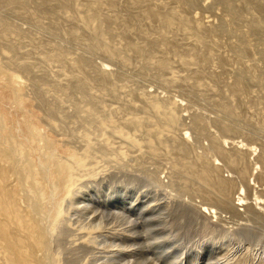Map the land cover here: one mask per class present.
I'll return each instance as SVG.
<instances>
[{
    "label": "bare ground",
    "instance_id": "bare-ground-1",
    "mask_svg": "<svg viewBox=\"0 0 264 264\" xmlns=\"http://www.w3.org/2000/svg\"><path fill=\"white\" fill-rule=\"evenodd\" d=\"M69 1L45 0L35 4L34 0H0V11L7 10L5 18H0V55L10 53V60L14 64L10 71L5 72L2 67L0 71L6 73L11 82L16 80L27 87L24 93L20 91L18 95L34 100L36 108L45 116L43 119L47 127L55 135L65 136L61 143L72 148L73 154L69 158L51 161L52 168L63 179L67 189L66 196L72 195L73 184L80 171L90 173L93 170L90 165L98 162V159L107 158L105 156L108 150L113 148H109L110 136H105L103 140L99 136L102 129L109 127L113 134L129 145L146 147L148 152L153 153L164 148L172 158L167 176L170 180L169 187L200 197L202 214L219 219L224 216L223 213H230L235 219L249 216L251 220L253 216L255 222L264 220L261 217H264V200L259 191L254 193L253 198L248 196V192L256 190L252 185L255 179L264 180V142L259 139L260 143L256 145L253 140V145L252 141L229 143L224 140L225 132L234 131L228 117L232 116L231 112L237 107L254 109L260 114L257 119L260 129L264 127V107L260 108L264 102V54L262 53L263 57H258L261 52L234 53L239 55L236 59L240 68L236 71H232L231 67L222 72L216 71V64L223 65L227 61L219 55L214 58L204 56L210 55L220 42L212 40L211 33H208L210 31L206 30L210 29L206 25L208 23L205 24L199 18L201 14L194 12L198 5L196 0H188L181 8H173L170 12L165 0H109L105 2L112 8L108 12L102 9L99 0ZM238 1L242 5L238 6ZM72 2L76 6L73 11ZM263 2L264 0H225L223 3L221 0L233 18L243 21L242 28H249L255 35L251 37L253 43L249 44L262 48ZM258 3L261 7L256 6ZM60 14L69 20L76 19L81 25L77 28L69 27L67 35L81 41L87 49H99L105 58L86 70H80L81 58L72 59L74 65L69 73L64 61L70 55V49L62 48L60 38L42 37L29 26V18H26V15L38 19L42 15L47 16L49 21L45 25L54 30ZM176 19L184 27L183 31L195 32L202 39L203 45L201 49L180 47L173 53L178 58L176 62L190 71L185 79L193 77L199 80L203 79V75L206 79V69H209L211 72L207 79L215 82L216 88L223 82L222 88L232 100L221 101V111L217 116L210 117L199 112L182 114L187 103H183L182 99L173 101L170 108L169 98L154 91L141 93L139 104L136 105L120 91L119 83L123 79L121 70L129 65L130 58L135 60L134 57L137 56L143 64L160 69L167 68L173 62V58L168 57L170 53L167 49L158 48L160 39L153 38L152 35L158 32L163 35L173 33ZM38 24L43 26L40 21ZM214 26L212 22L211 27L215 28ZM26 40L31 49L24 52L23 44ZM178 46L175 45L172 51ZM36 50L43 53L48 62L47 68H41L30 60ZM243 58H247V61ZM54 64H59L62 74L49 71V67ZM117 64L121 66L118 67ZM192 66H197V69L192 70ZM230 79L233 81L229 82ZM86 82H91L90 88L95 92L88 93L84 90ZM106 97L122 103L115 109ZM67 104L72 105L75 112L66 109ZM140 108H145L156 116L146 112L140 115ZM80 111L85 116L79 115ZM225 115L228 116L227 122L222 119ZM189 117L192 124L187 126L192 131L184 127L185 134L181 133L180 126L185 125V119ZM80 123L84 124L83 130L77 132ZM209 126L224 132L219 140L216 133L210 132ZM238 130L243 134H240L243 136L240 138L249 140L252 136L250 132ZM104 132L110 133L108 130ZM11 137V140H7L0 136V264H59L62 251L60 242L55 238L60 240L64 229L56 237V230L52 229L53 226L57 228L63 224L62 200L53 199V196L45 199L44 189L35 178L38 167L30 160L31 152H26L22 148L25 143H21L16 137L15 139L13 134ZM200 137L210 141V146L202 145V152L196 151ZM189 138L195 142L194 145L189 143ZM141 142L144 143L143 146ZM212 151L213 157L209 155ZM249 156H253L252 159ZM251 163H255L254 167ZM249 176L252 177L251 181L254 180L252 183L247 182ZM263 182L260 184L263 185ZM21 191L24 195L19 197ZM52 200H55V208L53 212H48L46 208H49ZM241 208L243 209L240 210ZM258 216L262 219L254 218ZM54 239L56 246L60 248L55 254L51 252Z\"/></svg>",
    "mask_w": 264,
    "mask_h": 264
},
{
    "label": "rangeland",
    "instance_id": "rangeland-1",
    "mask_svg": "<svg viewBox=\"0 0 264 264\" xmlns=\"http://www.w3.org/2000/svg\"><path fill=\"white\" fill-rule=\"evenodd\" d=\"M44 1L34 0V3ZM99 1L106 12L112 10L105 4L109 0ZM187 1L165 0L169 12L173 8H181ZM196 1L198 5L194 8V12L201 14L199 18L203 19L205 24L208 23L206 25L210 29L206 30L210 31L208 33H211L212 40L220 42L210 55H204L202 51L201 54L209 58L219 55L221 59L227 61L223 65L216 64V71L222 72L224 69L229 70L230 67L232 71L238 70L240 65L236 58L239 55L234 53L261 52L258 57H263L264 48L249 44L253 43L251 37L255 35L249 28H242L243 21L233 18L226 10L227 6L222 5L221 0ZM222 1L225 3V0ZM236 3L238 6L242 5L240 1ZM256 6L261 7L259 3ZM75 7V3L72 2L71 11L75 10ZM6 14L7 10H1L0 18L4 19ZM26 18H29V26L42 37L60 38L62 48L70 49V55L64 61L69 73L74 65L72 59L81 58L80 70H86L105 58L99 49H87L81 41L72 39L66 34V30L71 26L81 27L76 19L69 20L60 14L57 17V27L51 30L45 25L49 21L47 16L42 15L38 19L26 15ZM38 21L42 22L43 26H39ZM212 22L215 28L211 27ZM183 28L176 19L173 33L163 35L158 32L152 35L153 38L160 39L158 48L167 49L170 53L168 57L173 58V62L169 63L167 68L160 69L147 63L143 64L137 56H131L135 60L130 58L129 65L122 66L123 79L119 83L120 91L127 100L136 105L139 104L141 93L154 91L169 98L170 108L173 106V101L178 102L182 99L183 103H187L185 110L181 111L182 114L199 112L210 117L217 116L221 111V101L232 100L223 90V82H220L219 87L216 88L215 82L207 79L211 72L209 69H206L208 71L206 79L204 75L203 79L199 80L193 77L185 79L190 71L176 62L178 58L173 53L180 47L201 49L203 45L202 39L195 32H185ZM175 45L179 46L172 51ZM23 46L24 52L31 49L28 47V40ZM243 59L247 61V58ZM30 60L39 64L41 68L48 67V62L39 50L34 51ZM262 64L264 65V61ZM13 66L10 53H2L0 67L8 72ZM191 69L195 70L197 66H192ZM49 71L58 75L63 73L59 64L51 65ZM90 84L91 82L84 83V90L88 93L95 92L90 88ZM26 89L27 87L16 80L11 82L8 75L0 71V136L11 140L13 134L14 138L25 143V147L22 148L26 152H31L30 160L38 167L35 170L37 172L35 178L44 189L45 199L53 196V199L62 200L63 224L57 228L53 226L52 229V231L56 230L55 237L62 228L64 229V233L59 237L60 240L55 238L58 243L60 242L59 247L61 246L62 251L59 264L62 262L63 264H264V220L262 224L259 216L254 217L259 220L255 222L253 216L251 220L249 216L241 220L233 218L230 213H223L222 215L226 217L222 216L219 219L202 214L200 197L190 196L189 193L169 187L170 180L167 176L172 158L164 148L158 149L154 154L148 152L146 147L129 145L118 135L113 134L109 127L101 130V136H96L102 140L105 136H110L109 148H114H112L113 153L112 149H109L106 159H98V162L90 165L93 168L90 173L85 170L80 171L74 181L72 195L66 196L67 189L63 179L56 169L52 168L51 161L69 158L73 154L72 148L61 143L65 136L55 135L47 127L43 119L45 116L36 108L37 103L34 100L18 95V92L24 93ZM106 98L111 101L115 109L119 107V103H122L112 100L111 97ZM66 107L69 111L75 112L72 105L67 104ZM262 107L264 102L260 108ZM141 109L138 110L140 115L146 112L156 116L145 108ZM78 114L85 116L82 111ZM231 114L232 116L229 117L222 116V119L227 122L228 117L234 131L224 134L214 127L217 133L212 126H209L210 132L216 133L218 140L219 136L224 134V140L229 143L243 140L245 143L252 141L253 145L255 143L257 145L260 140L264 142V127L260 129L257 123L260 114L246 106L237 107ZM191 124L190 117L185 119V125L180 126V132L185 134L184 127L192 131L188 127ZM83 126L84 124L80 123L77 132H81ZM238 129L250 132L252 136L249 140L242 138L243 134ZM105 130L110 133L105 134ZM190 139L189 143L194 145L195 142ZM198 140L200 144L198 143L199 147L197 146L196 151L202 152V145L210 146V141L206 138L200 137ZM253 140L256 142L254 143ZM143 144L141 142L142 146ZM117 145L118 147H115ZM257 149L258 147L256 151ZM96 154L99 155L98 152ZM213 154L214 151L209 155L213 157ZM254 165L255 163H251L252 167ZM252 177L249 176L247 182L252 183L254 181H251ZM262 181L264 180L255 179L252 185L256 190L252 189L248 192V196L253 198L254 193L259 191L264 200V182L263 185L260 184ZM19 193V197L24 195L23 191ZM54 201L52 200L49 208H46L48 212L54 211ZM55 239L51 247V252L54 254L56 250H60L56 246Z\"/></svg>",
    "mask_w": 264,
    "mask_h": 264
}]
</instances>
